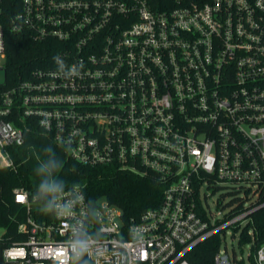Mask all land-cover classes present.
I'll use <instances>...</instances> for the list:
<instances>
[{
	"label": "built area",
	"instance_id": "2783aa9c",
	"mask_svg": "<svg viewBox=\"0 0 264 264\" xmlns=\"http://www.w3.org/2000/svg\"><path fill=\"white\" fill-rule=\"evenodd\" d=\"M8 32L57 45L11 82ZM33 125L82 164L155 172L162 201L124 219L81 184L51 204L17 187L24 238L0 264H192L215 234L216 264H237L223 242L251 250L264 209V0H0V168Z\"/></svg>",
	"mask_w": 264,
	"mask_h": 264
},
{
	"label": "trees",
	"instance_id": "16d2710c",
	"mask_svg": "<svg viewBox=\"0 0 264 264\" xmlns=\"http://www.w3.org/2000/svg\"><path fill=\"white\" fill-rule=\"evenodd\" d=\"M150 3L154 9L162 10L171 7L173 0H150ZM6 45V77L15 82L27 78L37 61L52 53L57 43L34 41L27 34L8 32ZM10 150L15 168H0V227L4 228L0 237V263L3 248L24 238L18 225L26 219V208L15 201L17 187L28 189L38 202L51 204L59 190L81 184L91 206L105 198L122 210L124 219H137L162 201L163 185L155 172L139 174L116 165L82 164L69 158L65 148L45 135L38 125L26 131L24 145L12 146ZM42 185L54 186L57 191L43 193ZM253 217L255 241L248 257L250 264H257L255 255L264 243V209ZM220 242V236L215 234L191 248L185 258L192 264H216ZM250 242L251 237L244 232L240 247ZM236 263L245 264L243 259H236ZM83 264L90 263L83 260Z\"/></svg>",
	"mask_w": 264,
	"mask_h": 264
},
{
	"label": "rangeland",
	"instance_id": "374dc122",
	"mask_svg": "<svg viewBox=\"0 0 264 264\" xmlns=\"http://www.w3.org/2000/svg\"><path fill=\"white\" fill-rule=\"evenodd\" d=\"M4 77V74L1 73V78ZM230 195H224V191L223 190H219L216 191L213 195H212V202H219L222 204H225L226 202H228L230 200ZM100 202L102 203H107V200L105 198H101ZM4 233V228L0 227V235H2ZM224 244H226L228 246V249L230 251V253H233V247L236 249L235 252V260L238 258V256L240 258H243L245 264H250V260L248 257V254L250 252V245L247 244L246 247H239L238 243L236 240L232 239L231 236H227L226 240L223 242V248H224ZM237 257V258H236Z\"/></svg>",
	"mask_w": 264,
	"mask_h": 264
},
{
	"label": "clouds",
	"instance_id": "9594fccd",
	"mask_svg": "<svg viewBox=\"0 0 264 264\" xmlns=\"http://www.w3.org/2000/svg\"><path fill=\"white\" fill-rule=\"evenodd\" d=\"M41 189H42L43 193H49V192L57 191V189L54 186L53 187H49L48 185H42Z\"/></svg>",
	"mask_w": 264,
	"mask_h": 264
}]
</instances>
